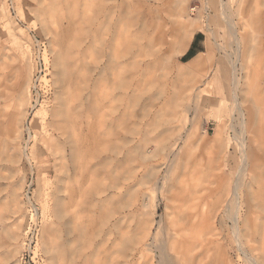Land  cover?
Here are the masks:
<instances>
[{"label": "rangeland", "instance_id": "rangeland-1", "mask_svg": "<svg viewBox=\"0 0 264 264\" xmlns=\"http://www.w3.org/2000/svg\"><path fill=\"white\" fill-rule=\"evenodd\" d=\"M262 73L263 0H0V264L264 259Z\"/></svg>", "mask_w": 264, "mask_h": 264}, {"label": "bare ground", "instance_id": "bare-ground-1", "mask_svg": "<svg viewBox=\"0 0 264 264\" xmlns=\"http://www.w3.org/2000/svg\"><path fill=\"white\" fill-rule=\"evenodd\" d=\"M264 1V0H263ZM235 28V27H234ZM234 33V32H233ZM236 40V39H235ZM236 70V69H235ZM180 72V70H179ZM236 72V71H235ZM180 73H178L179 75ZM262 78H264V73H262ZM260 80V79H259ZM264 82V79H262ZM240 82V81H239ZM239 86V85H238ZM235 91V90H234ZM242 91V90H241ZM261 91H264V84L261 85ZM235 93V92H234ZM237 93V92H236ZM235 97H237L235 95ZM263 99H254L252 100V106H249L248 108L245 109V111L241 110V115H242V121L244 122V120H246L243 125V131L245 130L246 127L251 126L252 121H253V114L255 116V111L256 113H258V118L260 117V108L259 106L262 105ZM253 108L255 109V111L253 110ZM240 109V108H238ZM239 112V111H238ZM241 118V117H240ZM190 119L188 117V114L186 115V122H189ZM247 129V128H246ZM242 131V132H243ZM247 150H245V147L242 145V155L244 157V159H242L243 164L240 168V174L245 173L244 171H246L247 167H248V163L246 161L247 159ZM29 161V160H28ZM237 177V181L235 183V185L232 187L231 190V199L228 202V205L225 209V216L228 219H231L234 225V229L236 230L235 236L237 242H241V237H242V227L246 230H248V228L246 226H248V222L250 220L249 216H245L242 217L241 214L239 213V211L242 208L243 205V201H244V196H243V192L241 190V176ZM244 176V174H243ZM235 180V179H234ZM253 198V197H252ZM253 200V199H252ZM256 204V203H255ZM252 209V205L250 203L247 204V213L249 214L251 212ZM236 211V212H235ZM249 231V230H248ZM239 246V245H238ZM257 256V255H256ZM262 258V257H261ZM259 256L258 257H249V262L251 264H264V259H261Z\"/></svg>", "mask_w": 264, "mask_h": 264}, {"label": "trees", "instance_id": "trees-1", "mask_svg": "<svg viewBox=\"0 0 264 264\" xmlns=\"http://www.w3.org/2000/svg\"><path fill=\"white\" fill-rule=\"evenodd\" d=\"M190 55H191V52H190ZM192 57V55L190 56V58ZM189 60V59H188Z\"/></svg>", "mask_w": 264, "mask_h": 264}]
</instances>
